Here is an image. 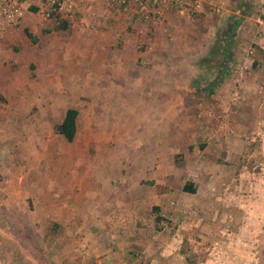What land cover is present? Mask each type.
Returning <instances> with one entry per match:
<instances>
[{"label": "rangeland", "instance_id": "rangeland-1", "mask_svg": "<svg viewBox=\"0 0 264 264\" xmlns=\"http://www.w3.org/2000/svg\"><path fill=\"white\" fill-rule=\"evenodd\" d=\"M201 7H186L182 17L190 22L187 24L208 34L205 14H210L218 17L213 24L218 29L212 34L207 55L198 57L199 65L185 70L192 75L190 87L197 95L187 97L186 103L193 120L204 121L209 115L214 124L203 138L192 140L196 145L189 146V153L194 147L203 151L205 144L213 150L219 145L224 114H229L230 103L238 101L234 93L255 82L256 74L249 73L264 58L255 39L263 34V1L202 0ZM232 20L241 23L230 60L225 62L227 76L208 94L206 87L222 65L221 57L210 52ZM249 29L254 32L250 34ZM8 48L0 50L4 59L0 62V264H155V260L161 263L165 259L167 264H232L233 247L245 250V259H241L245 264L259 254L264 246V224L244 230L240 223L246 222L241 217L230 221V215H237L221 214L219 232L215 212L220 206L210 199L205 201L206 207L200 202L209 198L204 189L212 194L217 191L214 181L210 179L205 188L197 183L196 161L201 152L193 156L183 154L182 147L167 148L162 117L166 113H138L128 96L88 97L84 93L89 90L83 86L77 90L65 86L71 92L67 95H47L38 86L42 81L32 80L10 61L14 51ZM16 53L15 57L20 55L18 50ZM58 88L64 92L63 83ZM227 100L224 110L220 107V112L212 113L218 103ZM68 108L79 112L78 133L72 143L54 131ZM152 117L158 121L150 128ZM248 156H243L245 163L251 158ZM117 169L126 172L125 179L115 177ZM194 180L197 192L183 193L182 186H193ZM160 193L163 197H154ZM137 194L142 201L134 214L129 210L132 218L123 225H107L115 215L126 216L133 197L138 202ZM94 198L98 200L93 207ZM95 210L98 219L90 224ZM245 232L253 235L249 238ZM164 250L170 255H161ZM257 261L255 258L254 263Z\"/></svg>", "mask_w": 264, "mask_h": 264}, {"label": "crops", "instance_id": "crops-1", "mask_svg": "<svg viewBox=\"0 0 264 264\" xmlns=\"http://www.w3.org/2000/svg\"><path fill=\"white\" fill-rule=\"evenodd\" d=\"M107 1L94 0L91 5H82L73 21L63 23L65 27L59 29L58 21H43L37 15L41 0H24L23 17L16 27H10L2 34L0 50L4 46L10 47L11 51H14L11 52L14 53L13 56L11 53L9 55L10 61L17 65L24 75H30L34 81H42L38 86H43V91L48 93L47 95H67L71 93L68 90L72 86L74 90L83 86L89 90L84 93L88 97L128 96L134 104L136 103L138 113H166V118L162 117L166 121L164 127L167 148L182 147L183 154H188L189 146L196 145L192 140L207 135L214 121L210 124L209 115L204 116L208 117L206 120L202 118L204 121L193 120V113L187 108L190 105L187 106L186 98L197 95L193 93L195 89L190 87L192 75L187 73L186 68L199 65L198 57L207 55L209 45L214 39L212 34L218 29L213 25L218 17L205 14L207 28L204 29H209L208 34L200 32L192 25L189 26L187 18L180 16L175 10L166 13L163 20L155 25L140 20L128 25L124 13L113 11L108 7ZM225 19L227 23L228 18ZM233 22L232 20L231 23ZM249 32L251 34L254 30L249 29ZM262 33H259V37L256 35L255 39L264 55V28ZM200 41L203 43L202 46ZM17 50L20 55L15 57ZM3 60L0 57L1 63ZM260 61L257 69L249 73L256 74L255 82L246 89L234 93L238 101L229 105V100L221 101L218 108L212 110V113L220 112L226 105L230 109L229 114H224L225 129L218 138L219 145L215 147L216 149L213 150L212 145L205 144L203 151L194 147L193 153H189L194 156V153L201 152L200 158L196 161L199 163L196 172L199 177L197 183L205 188L210 179L214 181L217 191L212 194L211 191L208 193L204 189V194L207 192L205 196L209 198H201L200 202L206 207L209 204L205 201L210 199L220 206L215 212L219 222L216 224L217 221L214 219V223L219 226V232L223 221L221 214L237 215V217L230 215V221L232 218L241 217L239 219L246 222L240 223L244 224V230L264 224V84L256 83L257 80L264 81V58ZM175 65L179 67L178 71L175 70ZM55 81L59 83L56 85ZM60 82L63 83L64 92H60L61 89L58 88L61 86ZM99 82L103 83L99 85ZM68 85L69 89L65 88ZM157 121L154 117L148 126L155 127ZM78 123L77 120V133ZM160 134L163 135L162 132H159ZM105 145L107 142L102 144L103 147ZM258 153L261 157L257 156ZM244 154H249L248 157L251 155L246 163L243 160ZM188 159L192 161L193 157L189 156ZM159 175L155 173L156 177ZM124 176H127L126 172L117 169L115 177L121 181L120 179H125ZM193 183L196 193L195 180ZM200 193H203V190ZM97 194L101 195L100 192ZM160 194L154 197H158L157 195L163 197V194ZM80 195L85 196V193ZM98 197L100 196L96 198ZM96 198L92 200L93 207L98 200ZM137 198V203L136 197H133V201L127 205L129 208L126 216L115 215L109 218L107 225L126 224L127 219L132 218L129 210L134 214L136 206L142 201L139 194ZM205 213L207 218L206 210ZM95 216L90 224H95L93 222L98 219L96 210ZM245 234L249 238L253 235L248 232ZM113 236L118 237L115 232ZM231 249V259L234 262L232 264H244L242 261L245 260L241 259L246 255L245 250L237 247ZM168 253L170 252L164 250L161 255L169 256ZM253 256L254 254L251 257ZM178 258L180 259L179 256ZM255 258L258 259L256 264H264V246L259 248L258 255L251 258L252 262L245 264H255ZM154 263L167 264V260L161 263L155 260Z\"/></svg>", "mask_w": 264, "mask_h": 264}, {"label": "built area", "instance_id": "built-area-1", "mask_svg": "<svg viewBox=\"0 0 264 264\" xmlns=\"http://www.w3.org/2000/svg\"><path fill=\"white\" fill-rule=\"evenodd\" d=\"M24 0H0V35L8 28L16 27L23 17ZM37 15L43 21L56 20L71 23L82 5H91L94 0H41ZM108 7L124 13L128 25L136 20L153 25L161 22L166 13L175 10L180 16L187 6L201 7L202 0H108Z\"/></svg>", "mask_w": 264, "mask_h": 264}, {"label": "trees", "instance_id": "trees-1", "mask_svg": "<svg viewBox=\"0 0 264 264\" xmlns=\"http://www.w3.org/2000/svg\"><path fill=\"white\" fill-rule=\"evenodd\" d=\"M59 22V29L65 27L64 21ZM241 21L235 20L233 23L227 25L226 30L219 35V38L223 36L222 39H219L215 42L211 50V55H218L221 57L222 65L219 68L217 74L207 85L206 90L208 94L213 93L214 89L219 87L227 76V67L225 62L230 60V53L234 44V35L236 30L240 26ZM62 24V25H61ZM225 38V39H224ZM79 112L74 108H68L60 123L54 126V131L56 134L62 136L68 143H72L77 134V118ZM183 191L187 193L194 194L195 189L191 184H185L183 186Z\"/></svg>", "mask_w": 264, "mask_h": 264}]
</instances>
